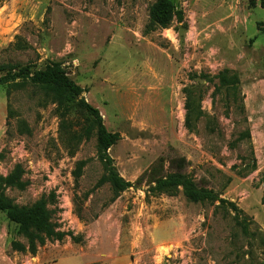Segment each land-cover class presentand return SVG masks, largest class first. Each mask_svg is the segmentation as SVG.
<instances>
[{"label": "rangeland", "instance_id": "rangeland-1", "mask_svg": "<svg viewBox=\"0 0 264 264\" xmlns=\"http://www.w3.org/2000/svg\"><path fill=\"white\" fill-rule=\"evenodd\" d=\"M154 1L2 0L0 64L59 62L120 134L107 152L124 179L183 157V172L215 199L141 183L111 200L107 184L95 186V137L71 153L55 104L30 85L0 84V177L19 164L27 183L4 192L20 206L45 197L70 233L34 255L15 250L26 239L0 211V264H264L262 0H172L182 19L152 28ZM68 119L78 131L84 115Z\"/></svg>", "mask_w": 264, "mask_h": 264}, {"label": "trees", "instance_id": "trees-1", "mask_svg": "<svg viewBox=\"0 0 264 264\" xmlns=\"http://www.w3.org/2000/svg\"><path fill=\"white\" fill-rule=\"evenodd\" d=\"M261 4L264 7L263 0ZM174 16H177L178 20L182 19V14L175 11L172 0H155L148 9V21L152 28L165 27ZM0 72H4L0 75V84H15L20 88L30 85L35 92L41 94L42 103L55 104V112L61 120V131L67 129L70 134L69 142L75 144L68 146L71 153L81 140L95 137L96 155L102 164V173L95 186L100 187L107 184L111 192V200H114L132 184L141 183L150 185L152 190L169 196L176 195L182 188L183 195L193 202L206 198L215 199V196H211L209 191L196 188L193 180L183 172L185 166L183 157L170 159L167 167L170 170L165 169L162 157H158L133 183L124 179L118 173L107 152L120 139V134L106 129L98 109L81 97L83 89L66 75L59 62L48 63L44 68L32 72L25 67L0 64ZM190 106V103L187 102V109H190ZM73 112L84 115V122L78 131L70 132L68 117ZM187 122H190L189 118ZM19 132L20 134L29 132L24 120L19 121ZM83 165L84 161H79L77 176ZM23 173L21 165L16 164L10 173L0 177V211L5 213L10 222L16 224L17 233L26 239V245L12 241L11 247L20 251L27 250L34 255L37 247L46 241H60L70 233L57 230L56 224L51 219V211L47 207L45 197L41 196L30 205L20 206L6 196L4 190L7 187L19 190L25 188L27 183L22 180Z\"/></svg>", "mask_w": 264, "mask_h": 264}, {"label": "bare ground", "instance_id": "bare-ground-1", "mask_svg": "<svg viewBox=\"0 0 264 264\" xmlns=\"http://www.w3.org/2000/svg\"><path fill=\"white\" fill-rule=\"evenodd\" d=\"M134 107V106H133Z\"/></svg>", "mask_w": 264, "mask_h": 264}]
</instances>
